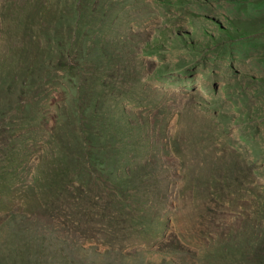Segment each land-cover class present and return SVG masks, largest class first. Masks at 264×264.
Listing matches in <instances>:
<instances>
[{"label":"rangeland","instance_id":"obj_1","mask_svg":"<svg viewBox=\"0 0 264 264\" xmlns=\"http://www.w3.org/2000/svg\"><path fill=\"white\" fill-rule=\"evenodd\" d=\"M0 264H264V0H0Z\"/></svg>","mask_w":264,"mask_h":264},{"label":"trees","instance_id":"obj_2","mask_svg":"<svg viewBox=\"0 0 264 264\" xmlns=\"http://www.w3.org/2000/svg\"><path fill=\"white\" fill-rule=\"evenodd\" d=\"M88 143V142H87ZM88 147V146H87ZM91 149H93V148H95V145H93V144H90V146H89Z\"/></svg>","mask_w":264,"mask_h":264}]
</instances>
